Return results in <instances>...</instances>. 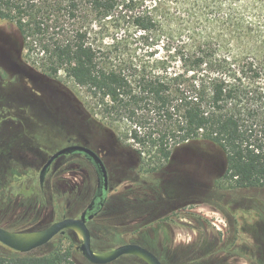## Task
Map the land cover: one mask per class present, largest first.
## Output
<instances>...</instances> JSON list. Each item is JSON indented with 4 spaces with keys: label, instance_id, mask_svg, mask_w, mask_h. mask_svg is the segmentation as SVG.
I'll use <instances>...</instances> for the list:
<instances>
[{
    "label": "rangeland",
    "instance_id": "1",
    "mask_svg": "<svg viewBox=\"0 0 264 264\" xmlns=\"http://www.w3.org/2000/svg\"><path fill=\"white\" fill-rule=\"evenodd\" d=\"M146 1L149 2L119 0L117 14L126 19H115L111 28L104 24L99 29L105 34L106 44L117 40L115 46L106 47V53L150 68L155 65L154 60L172 55V46L179 44V37L169 39V31L182 38H189L190 33L188 5L163 0L162 8L172 13L169 31L164 35L166 41L159 45L151 38L149 41L155 43L148 46L141 32L128 21V6L134 4L137 8ZM7 36L19 37L17 28L0 21V45L11 50L14 47L6 44ZM40 58L42 53H30L27 48L19 61L0 55L1 226L21 232L38 231L64 215L79 217L98 192L99 175L94 163L83 154L63 155L51 165L43 186L39 175L53 153L71 144H83L104 157L109 174L106 203L88 222L95 251L138 243L167 264H188V250L196 249L202 222L213 244L219 232L223 238L247 241L254 261L264 264V188L227 187L220 182L219 167L188 147L181 148L163 167L152 170L156 159L147 155L140 163L134 149L141 146L127 138L133 124L120 120L106 125V119L97 111V101L86 88L64 70L56 76L44 73L34 64ZM193 74L196 73L188 72V76ZM229 75L252 91L245 100L246 106H258L264 74ZM80 244L75 231L69 230L65 236L57 235L35 250H67L71 252L70 264H94L77 249ZM7 253H12V249L0 242V254ZM225 255H218L222 259L212 264H250L242 257ZM109 264L146 263L124 255Z\"/></svg>",
    "mask_w": 264,
    "mask_h": 264
},
{
    "label": "trees",
    "instance_id": "2",
    "mask_svg": "<svg viewBox=\"0 0 264 264\" xmlns=\"http://www.w3.org/2000/svg\"><path fill=\"white\" fill-rule=\"evenodd\" d=\"M173 2L188 5L189 38L169 31L172 13L162 8L163 0L128 6L129 25L148 46L155 43L151 38L164 43L168 31L169 39L179 37L173 54L154 60L150 68L105 52L117 40L106 44L99 28L124 18L117 14L119 0H0V21L14 24L19 35L7 36L6 42L18 56L2 45L0 55L19 61L25 48L42 53L34 64L50 76L64 70L86 88L106 125L133 124L127 138L141 146L134 149L140 163L147 155L156 159L152 170L188 147L219 167L220 182L227 187L263 189L264 90L258 106H246L252 91L229 74H264V0ZM203 224L196 249L188 250V264H212L222 259L220 254L257 264L250 243L219 232L215 245ZM70 256L54 248L43 253L12 249L0 254V264H70Z\"/></svg>",
    "mask_w": 264,
    "mask_h": 264
},
{
    "label": "water",
    "instance_id": "3",
    "mask_svg": "<svg viewBox=\"0 0 264 264\" xmlns=\"http://www.w3.org/2000/svg\"><path fill=\"white\" fill-rule=\"evenodd\" d=\"M76 153L85 155L94 163L97 172L102 177L104 188L108 190L109 174L104 160L94 149L83 144H71L53 153L40 171L39 177L41 185L43 186L51 165L59 157ZM93 207L94 201L82 212L81 217H64L38 231H14L0 225V242L15 251L29 253L49 243L54 237L60 233H65L68 229L74 231L79 230L82 233L83 240L78 248L91 263L109 264L124 255H132L140 258L146 264H163L158 255L138 243L129 242L118 245L111 250L102 252L95 251L92 247V232L87 224L89 220H92L98 214V211L92 212Z\"/></svg>",
    "mask_w": 264,
    "mask_h": 264
},
{
    "label": "flooded vegetation",
    "instance_id": "4",
    "mask_svg": "<svg viewBox=\"0 0 264 264\" xmlns=\"http://www.w3.org/2000/svg\"><path fill=\"white\" fill-rule=\"evenodd\" d=\"M50 170V169H49ZM98 175H99V177H98V192L95 194V196L93 197V199L91 200V202L92 201H94V207H93V209H92V212H95V211H98V214L100 213V211H101V209L104 207V205H105V203H106V194H107V190L104 188V186H103V181H102V177H101V175L98 173ZM108 187H109V182H108ZM90 202V203H91ZM104 203V205H102ZM86 209V208H85ZM84 209V210H85ZM83 210V211H84ZM82 211V212H83ZM82 214V213H81ZM81 214H80V216L79 217H81ZM97 214V215H98ZM96 215V216H97ZM95 216V217H96ZM64 217H67V216H63V218ZM79 217H76V218H79ZM62 218V219H63ZM90 221V220H89ZM88 221V222H89ZM88 222H87V224H88ZM69 232V229L68 230H66L65 231V233H60L59 235H62V236H65L67 233ZM55 238V237H54ZM79 246V245H78ZM78 246H77V249H79L78 248ZM136 257V256H135ZM138 258V257H137ZM160 258V257H159ZM140 259V258H139ZM163 262V261H162ZM163 264H164V262H163Z\"/></svg>",
    "mask_w": 264,
    "mask_h": 264
},
{
    "label": "bare ground",
    "instance_id": "5",
    "mask_svg": "<svg viewBox=\"0 0 264 264\" xmlns=\"http://www.w3.org/2000/svg\"><path fill=\"white\" fill-rule=\"evenodd\" d=\"M75 233H76L77 239L82 241L83 240L82 233L79 230L75 231Z\"/></svg>",
    "mask_w": 264,
    "mask_h": 264
}]
</instances>
